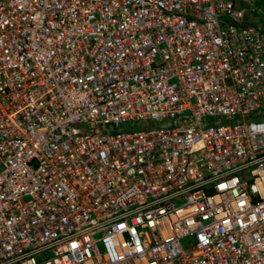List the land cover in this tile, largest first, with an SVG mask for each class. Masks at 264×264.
Segmentation results:
<instances>
[{
	"label": "built area",
	"instance_id": "built-area-1",
	"mask_svg": "<svg viewBox=\"0 0 264 264\" xmlns=\"http://www.w3.org/2000/svg\"><path fill=\"white\" fill-rule=\"evenodd\" d=\"M235 1L0 0V264H264V31Z\"/></svg>",
	"mask_w": 264,
	"mask_h": 264
},
{
	"label": "rangeland",
	"instance_id": "rangeland-1",
	"mask_svg": "<svg viewBox=\"0 0 264 264\" xmlns=\"http://www.w3.org/2000/svg\"><path fill=\"white\" fill-rule=\"evenodd\" d=\"M235 6L245 12L248 24L264 31V0H236ZM126 130L140 129L139 123H129L125 125Z\"/></svg>",
	"mask_w": 264,
	"mask_h": 264
},
{
	"label": "water",
	"instance_id": "water-1",
	"mask_svg": "<svg viewBox=\"0 0 264 264\" xmlns=\"http://www.w3.org/2000/svg\"><path fill=\"white\" fill-rule=\"evenodd\" d=\"M246 22H247V23H249V22H250V20H247Z\"/></svg>",
	"mask_w": 264,
	"mask_h": 264
}]
</instances>
